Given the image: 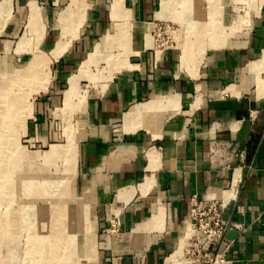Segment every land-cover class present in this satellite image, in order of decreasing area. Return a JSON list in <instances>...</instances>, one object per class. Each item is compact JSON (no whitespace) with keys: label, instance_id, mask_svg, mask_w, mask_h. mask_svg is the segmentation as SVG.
<instances>
[{"label":"crops","instance_id":"crops-1","mask_svg":"<svg viewBox=\"0 0 264 264\" xmlns=\"http://www.w3.org/2000/svg\"><path fill=\"white\" fill-rule=\"evenodd\" d=\"M109 1L10 0V18L43 26L50 56L60 36L69 42L52 63L63 110L70 78L87 68L83 53L116 32L117 0ZM164 1L120 0L119 24L139 42L126 48L130 66L90 91L81 88L88 78L81 80L66 101L84 102L76 112L83 117L80 177L83 194L96 201V226L108 234L103 264H187L180 251L196 195L227 206L228 264H264V70L249 73L264 65V0L261 7L260 0L240 2L250 4L254 20L232 46L237 30L224 32L229 18H215L221 34L204 38L195 52L211 50L196 62H184L177 47H150L152 26L169 18Z\"/></svg>","mask_w":264,"mask_h":264},{"label":"rangeland","instance_id":"rangeland-1","mask_svg":"<svg viewBox=\"0 0 264 264\" xmlns=\"http://www.w3.org/2000/svg\"><path fill=\"white\" fill-rule=\"evenodd\" d=\"M84 1L88 4L91 3V0ZM176 1L178 2L176 3L175 11H183L185 7L183 4L184 0H180L182 4L179 0ZM109 2H111V0ZM199 5L202 10V21L205 24L208 22V18H211L212 21H215V18H217V20H224L225 17L229 18H227L228 25L226 28H231V26H233L237 31L230 34L228 46H232L234 42L236 44L237 40H239L243 34L245 35L253 25L254 19L249 3H238L235 0H200ZM109 7L110 4L108 5V8ZM10 8L11 6L8 7V11L3 18L0 16V95L4 89L10 87L7 93L12 94L10 101L11 113L9 115L13 130H4L5 126L3 127L4 124H2V122L5 119L7 112L6 103L9 99L7 97L0 98V137H3V133H6L10 138L12 146L7 150L9 152V156L7 155L8 157L5 158L7 162L0 163V165H13V163L9 162L12 160L11 156H13L15 169L12 170V175H10L15 179L8 180V183L18 184V187L15 190L17 193L16 196H18L19 199H15L14 202L37 201L34 212L39 218V221L36 220L38 230H45L46 232L59 235L61 234V231L66 228L68 223L66 217H63L61 220L57 217L59 215V213H57L59 209L55 210V206L52 205L58 199L59 192L70 189V191L76 194V199L79 198V200L77 199L78 202H82L81 199H84L83 181L80 177L78 148L81 128L83 127V117L81 119V117L76 116L77 109L83 107L84 102L82 105H76V107L71 105L69 107L66 104V90L64 93L65 105L63 110V94H57L51 86L55 77L52 65L55 61L53 60L49 67L48 81L46 80L47 84L46 81L44 84L48 86L45 91L36 93L35 91L26 90V93L28 94V98L26 100L23 98L20 91L14 89L15 86L11 84L13 74L22 69L23 66H25V64H27L30 60H37L41 57L50 59L54 50L50 56V52L43 49L46 36L44 38L45 29L41 26V24L40 26L35 27L33 25L35 24L34 20H17L10 18L12 17L10 15ZM120 8L121 13H123V5H120ZM180 17L181 19L169 17L167 19H163V22L167 23L171 27V31L173 32L172 35L174 37L173 46L177 47L180 51H182V49L188 51V47L186 49L184 45L187 43L191 44L195 40L194 30L188 21L182 18V15ZM114 23L116 24V32L114 34H103L99 37L100 39H103L105 37L104 35L112 37V40L108 45L109 47L107 48V50H109L108 52H111L110 57H106L105 54H107V52H95L100 40L91 42V49H93L97 43L93 52L90 49L89 51L83 53L84 60L87 59V61H89V64L86 65V67L90 68V78L87 80L91 83H83L81 87L82 90L90 91L93 86L98 87L99 84H102L99 83L101 82L99 80H106L109 77L112 79L114 74L119 71H123L130 66L128 56H131L132 54L130 55L129 50L126 48L130 47L131 41V45L133 43V47L136 49L139 42L136 41V38L130 39L127 35L128 31L126 30V27L123 25L118 27L120 20H116ZM223 26L225 28V25ZM119 28H123L125 30L124 36L119 33ZM55 37L57 38L59 35H56ZM65 37V35L60 36L59 41L62 40L63 42H67ZM110 37H107V39ZM149 40L150 42L148 41V43L151 47V43L153 45L154 41L151 36H149ZM195 46L189 49V51H193V55L191 52L183 53L186 55L185 61L187 60L189 62L194 60V62H196L203 60L208 54V49L211 50V48H209L210 45L208 44L203 47L204 50L201 52H195V50H198V47ZM35 48L36 51H34ZM37 49L42 51H38ZM216 49L217 48H213L212 51ZM133 55L139 56L140 53ZM78 56V58H82V55ZM70 76L71 74H67L65 78ZM97 81L98 83H95L97 85L93 84V82ZM38 107L41 108L42 113L39 111ZM11 126L9 127L11 128ZM73 143L77 151L74 159H71L70 156H65L58 159L55 163L47 161L44 157L54 146H67V144ZM2 150L5 149L3 141L0 140V152ZM20 154H22V158L20 157ZM45 175L63 176V180H61L62 183L59 184L60 188H54L57 191L59 190L58 194L53 196L54 202L53 200L48 199V193L44 188ZM21 176H24V180L17 179ZM26 179L27 182L33 186H37L39 184V179L42 180V190L46 199L41 201L40 198H37L35 200V194L32 193L30 189H26L25 187ZM3 183H6V181ZM20 185H23L22 189L19 188ZM50 188H52L51 185ZM27 197H29L28 200H26ZM88 200L90 203L88 201L85 202L84 208L80 210L82 217L80 233L73 237L72 242H69L65 246L61 247L58 245V238H54L52 242L48 241L47 243L42 244L44 247L40 248V251H37V253L32 247L33 243H27L25 238L23 239L20 237L9 240V237H2L0 238V264H34L31 263V261H28V259L32 256V252L36 253L33 255L35 256L37 261L36 263L38 264H103L105 262V251L101 248H106L104 242L105 237L108 234H101L99 232V229L96 226V201H93V197L91 195H89ZM33 206L34 204L32 203L30 208H34ZM17 207V205L0 206V216L2 217H0V224H2L3 220H5L8 210ZM43 214L44 218L42 219L41 216H43ZM33 222L35 223V221H32V223ZM88 235L92 238V250H84ZM14 248H17L16 254L13 252ZM29 248L31 249L30 254H28Z\"/></svg>","mask_w":264,"mask_h":264},{"label":"bare ground","instance_id":"bare-ground-1","mask_svg":"<svg viewBox=\"0 0 264 264\" xmlns=\"http://www.w3.org/2000/svg\"><path fill=\"white\" fill-rule=\"evenodd\" d=\"M235 1L239 3L242 0H235ZM260 1L261 2L259 4V7H261V5H262V0H260ZM177 2L178 1H176V0H166L163 3V7L165 10V14L168 17H173L175 19H178V18L181 19L180 16L182 15V18L186 19L188 21V23L192 26V29L194 30L195 40L191 44L187 43L184 45L186 49L188 47V51L185 49H182V56H183L182 59L184 62H188L187 60L185 61L186 55H184L183 53L191 52L193 55V51H189V49L193 48L195 45H196L195 47H199L200 44L203 45L204 44V38L209 37L210 34H213L215 37L220 36L222 26L216 20L212 21L211 19H208L209 24H208V22H206V24L203 23V21L201 19L202 18V16H201L202 10H201V7L199 5L200 0H184L183 4L185 5V7H184L183 11H180V12L175 11V8H176L175 6H176ZM181 4H182V2H181ZM120 5H122L120 0H117L115 3H113V7H112L113 16L116 18V20H118V18L121 17V15H122ZM9 6H10V0H3L2 1L1 7H0V13H1L0 16L2 18L5 16L6 12L8 11ZM180 13H181V15H180ZM176 15L177 16L179 15V16L177 17ZM65 18L66 17L64 16V18L62 20H65ZM120 25L121 24H119L118 27H120ZM223 31L224 32H227V31H234L235 32L236 28H234L233 26H231V28L225 27V28H223ZM119 33L122 36H124L125 30L123 28H119ZM107 37H110V36H105L103 39L100 40V43H98L97 48L95 49V52H97V53H99L101 51L104 53L107 52V54H105L106 57H110L111 52H108L109 50H107V48L109 47L108 45L110 44L112 37H110L109 39H107ZM183 41H185V40H183ZM187 42H188V40H187ZM68 47H69V42L64 41L62 44H60V46L56 50H54L53 55L50 59H46V58L41 57L37 60L28 61L27 64H25V66H23L22 69H20L18 72L13 74L14 79L12 78L11 84H13L15 86L14 89H16L17 91H20L23 98L26 100L28 98V94L26 93V90L27 91L28 90L29 91H35L36 93L45 91L48 86H46L44 84L48 78L49 67L52 63V60L58 61L63 56L65 51L68 49ZM104 53H103V55H104ZM262 61L264 63V56H263ZM88 64H89V61L84 62L83 66H86ZM258 68H259V66H253L252 68L249 69V73L252 76H254V73H256L258 70H264V65H262L260 67V69H258ZM89 70H90L89 67H87V68L84 67L79 72L78 75L72 76L70 78L72 87L70 89V92L67 93L66 101L68 99L72 98L74 95H76V92H77L76 86L79 84V82L81 80H83L85 78H88V79L90 78L89 77ZM47 81H46V84H47ZM9 89H10V87H8L7 89H4L0 95V98L7 97L9 99V101L7 103L5 102L6 107H7V112H6L5 119L2 122V124H4L3 127L5 126L4 130L12 131L13 127L11 126V119H10V115H9L11 113L10 101L12 98V94L7 93ZM9 126H11V128ZM0 140L3 141V146L5 149V150H2L0 152V163H6L7 160H5V158L9 156V152L7 150L11 148L12 143H11L10 138L7 136L6 133H3V137H0ZM76 153H77V151H76L75 145L73 143V144H67V146H65V145L54 146L50 149V151L44 157L46 158L47 161L56 163L58 161V159H61L62 157H65V156H70L71 159H74V157L76 156ZM20 155H21L20 157L22 158V154H20ZM11 159L12 160L9 162L13 163V165H3V166L0 165V206L17 205L18 207L17 208H11L10 210H8V213H6L5 220H3V223L0 224V238H2V237L8 238L9 237L10 238L9 240H13V239L20 238V237L23 239L25 238L27 243H29V242L33 243L32 247L36 252L40 251L39 249L44 247V245H42V244L47 243L48 241L52 242L54 238H58V240H59L58 245L61 247L65 246L69 242H72L73 237L78 235L80 233V230H81L82 217H81L80 210L84 208L85 202L88 201L90 203V201L88 200V197H89L88 192H86L84 194V197H83L84 199H81L82 202H78L79 198H77L78 199L77 200L76 194H74L72 191H70V189L60 191L59 194H58L59 190L57 191L54 189V188H60L59 184L62 183L61 180H63L62 175L61 176H58V175L47 176V175H45V177H44V180H45L44 181V185H45L44 188L46 189V191L48 193V199L53 200V198H54L53 196H56L58 194V196H59L58 199L52 205L55 206V208H56L55 210L59 209V211L57 212V213H59V215L57 217L60 220L63 217L64 218L66 217L68 220V223H67L66 228L63 231H61V234H59V235L58 234H56V235L52 234L51 232H46L45 230L39 231L37 228V225H36V220L39 221V218L37 217V214L34 212L35 207L37 205V201L36 202H34V201H25V202L17 201V202H14L15 199L18 200L19 198H18V196H16L17 193L15 190L18 187V184L8 183V180L15 179V178H13V176H11L12 170L15 169V166H14L15 162L13 160V156H11ZM17 179L24 180V176L18 177ZM27 179H26L25 187H26V189H30L31 192L35 194V200L37 198H40L41 201L46 199L44 196L43 190H42L43 189L42 188V186H43L42 180L39 179V181H38L39 184L37 186H33L27 182ZM4 181H6V183H3ZM54 184H56V185H54ZM50 185L52 188H50ZM52 185H54V186H52ZM19 188L22 189L23 185H20ZM53 189H54V191H53ZM28 198L29 197H27L26 200H28ZM53 202H54V200H53ZM32 203L34 204V206H33L34 208H30V205H32ZM64 210H65V213H64ZM41 217L43 219L44 214ZM32 221H35V223L34 222L32 223ZM23 239H22V241H23ZM86 241H87V243L84 246V250H92L93 245H92L91 236L88 235L86 238ZM17 243H18V241H17ZM11 246H13V245H11ZM56 246H57V244H56ZM16 249L17 248L13 249L14 254H16ZM30 252H31V249L29 248L28 254H30ZM8 253H10V252H8ZM31 254H32V256L30 259H28V261H31V263L35 264L37 262L36 258L34 256L36 253L32 252ZM100 256H102V255H100ZM36 264H38V263H36ZM39 264H41V263H39Z\"/></svg>","mask_w":264,"mask_h":264},{"label":"built area","instance_id":"built-area-1","mask_svg":"<svg viewBox=\"0 0 264 264\" xmlns=\"http://www.w3.org/2000/svg\"><path fill=\"white\" fill-rule=\"evenodd\" d=\"M171 27L164 22L152 26L150 35L156 49L174 47ZM226 204L218 198L190 200V219L184 231L181 256L187 264H228V255L233 247L226 242L230 223L224 217ZM116 230L113 227L112 231Z\"/></svg>","mask_w":264,"mask_h":264}]
</instances>
